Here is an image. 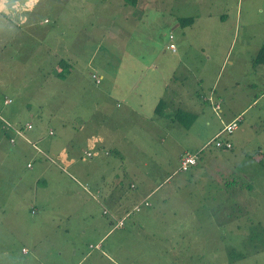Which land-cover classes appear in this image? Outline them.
Wrapping results in <instances>:
<instances>
[{"label": "rangeland", "instance_id": "rangeland-1", "mask_svg": "<svg viewBox=\"0 0 264 264\" xmlns=\"http://www.w3.org/2000/svg\"><path fill=\"white\" fill-rule=\"evenodd\" d=\"M183 17L192 20L181 24ZM171 43L180 55L174 72L159 63ZM263 43L264 0H12L0 12V116L16 127L32 121L29 134L60 143L69 161L10 131L14 142L0 137V264H75L82 256L80 264H108L80 228L113 226L114 203L93 197L95 187L117 193L110 182L126 193L161 184L149 205L121 201L125 225L101 241L115 264H264V64H252ZM60 60L69 67L54 69ZM134 81L137 89L166 88L164 96L179 87L196 97L199 121L210 122L192 127L197 145L184 141L178 121L149 111V94H130L139 115L116 106ZM211 88L221 111L208 100ZM242 109L238 128L222 135L232 143L223 171L210 142L221 119ZM87 133L69 148L70 137L75 145ZM123 136L130 144L111 150ZM195 150L203 151L197 165L180 171L179 154Z\"/></svg>", "mask_w": 264, "mask_h": 264}, {"label": "crops", "instance_id": "crops-1", "mask_svg": "<svg viewBox=\"0 0 264 264\" xmlns=\"http://www.w3.org/2000/svg\"><path fill=\"white\" fill-rule=\"evenodd\" d=\"M141 1H144V0H140V2ZM138 2H139V0H138ZM122 8H124V7H121V9ZM10 16L14 17L13 13ZM183 18H186V17H183ZM8 20H12V19L7 18V20L4 21V22H7ZM176 25H178V24H176ZM18 27H19V24H17V28ZM181 34H183V33H181ZM183 36H184V34H183ZM170 42L171 41H169L168 43H170ZM214 43H215V41H214ZM215 46L219 47V46H221V43H219V44H217ZM161 51L163 52L165 50L161 49ZM162 56H164V57H163V60H160V62H159L160 66L164 65V66L167 67V69H172V72H174L175 69L177 68L176 67L177 63L180 61L179 60L180 55H179V53H177V46L175 47V50L171 51L170 55H168L167 53L164 52V54ZM225 56H227V54ZM224 59H223V61H224ZM60 61H62V60H60ZM60 61H57L55 63L54 69L56 68V65H58V66L61 65L62 67H64V66L65 67H69V64H70L69 62H63V61L60 62ZM157 67H158V64L154 63V64H151L148 68L155 69ZM130 82H127V83L129 84ZM161 83L163 85H166V82H165L163 77L161 79ZM134 84H135V81L132 82V84L130 86H128V89L121 91L122 93H117L116 106H118L119 104L122 103L123 110L126 113L139 115L138 112H140L141 108H139L137 105H134V104L131 103L133 98L132 99L130 98V94L131 95H136V97L139 95L140 99H142L143 95L149 94L150 95L149 96V100L151 102V109H149V111H152V113H155V114H159L160 116H162V115L166 116L167 120L178 121L181 124V127H182V130H180V132L186 136L184 141L187 142V143H190L191 141L189 140V138H191V140L195 142V145H197V141L194 140V137H197V138H200V137L192 135V133H193L192 127L194 125H195V129L196 128L198 129V127H206V126H208L210 124V122L207 121L205 123H201L199 121L200 112L201 111H200L199 103L195 102L196 97L194 95H193V97H190L189 96L190 93L187 94V90H185L183 88H179V87L174 88V90H172V92H171V95H167L168 92L166 91V88L164 90H162V89L159 90L157 88L156 89L153 88L152 86H148V87L137 89L136 87H134ZM164 92L165 93L167 92V94L165 96L163 94ZM211 93H213V94L210 95ZM210 94L208 96V100L212 101V102L215 101L213 103L214 104V108H215L216 105L218 106V108H220V104H219L220 100L217 99V97H216V99H214V97H213L214 94H216V89L214 88V90H213V88H211ZM5 99H9V98H4V100ZM3 104H5L4 101H3ZM8 104H5V105H8ZM221 109L222 108H220V111H221ZM243 111L244 110L242 109L237 115H233L232 114V116H230V118L228 120H225L226 122H223V119H221V128L223 127V125L225 123H228L233 118L238 117V115H239V121H240V115H241V113ZM172 116H174V117H172ZM142 117H149V115L142 113L141 118ZM117 118H119V117H117ZM123 122H124L123 120H118V124L119 125L122 124ZM146 122H147V125H148V122H149V125L152 126V127L159 128V125L161 126L160 122L154 121V120L150 119V117L147 119ZM27 123H30L32 125L31 129H26L25 128ZM19 128H21L22 130L24 129L23 132L25 134L33 137L35 139L34 140L35 144L38 143V142L39 143L41 142V143H43V147L48 152L50 151L54 155H59L58 156L59 158H64L66 161H69V159H68V154L69 153H68V151L62 150V146L60 145V143H57V141H51V139H48L46 137V135H44L42 137H38L37 134L35 136H32L31 134H29L30 131L35 130L37 128V126L32 121H26L23 125L21 124V126H19ZM161 128H162V126H161ZM221 128H219V130H217L212 137H214L221 130ZM25 130H28V131H25ZM88 135L89 134L87 133V135H84L83 137L80 136L79 137L80 142L76 143L75 145L72 144L73 140L70 137V143L71 144L69 143V148H74V147L78 146L82 141H84L85 138H87ZM100 135H104V134H100ZM10 136L11 135L7 132L6 129H4L2 127V124H1L0 137L1 138H8V137L11 138L12 136L11 137ZM20 138L23 139L22 137H20ZM211 138H209V140ZM177 140L180 141L178 138H177ZM209 140H207V141H209ZM34 142H32V143H34ZM206 142H204V144ZM112 143H113V146H112L111 150L115 151V149L121 148L120 143H123L125 145H129L130 144V140L128 138H126L125 136H123V138L120 141L118 140L117 143H114V142H112ZM128 149H129V146H128ZM216 150H217V151H215L216 154L212 155L213 159L216 162H218L220 168L223 169V171H224L225 170V166L223 164L224 159L225 158H229L230 156L226 157L222 153H226L230 149L227 150V149H224V148H220V149H216ZM83 151H85V150H83ZM109 151L110 150H106L104 153L107 154V152H109ZM196 151L197 150H195V152ZM259 151H260V148H259ZM66 152H67V154H64ZM202 152L200 154H202ZM200 154H198V158H199ZM90 156H91V154H90ZM179 157H180V154L178 156V159H179ZM197 163H198V161H197ZM197 163L195 165H197ZM195 165H193V166H195ZM81 171L82 172H89V169L87 170V169H84V167H83V168H81ZM174 173H176V170H174L172 172V174H174ZM170 175H168V176L164 175L161 178L162 179V182H161L162 186L165 185V184H168V181L165 182V183H164V181H165V179L167 180ZM182 182L183 181H181V182L177 181L176 182V186L182 187L181 186ZM159 185H161V184H153V185L146 186L147 187L146 191L140 189L138 191H134L133 193H126L125 191H123V190H125V188H123V186H121V188H120L118 186V183L110 182L109 184L106 185V187L110 186V188H112L113 190H115V188L118 189V192L115 193V194L109 192L108 189H106V188H96V187L94 188L95 192L93 194V197L96 198V201L98 203L102 202V204L107 205L109 203V201H112L114 203V205H115V207L112 208V209L109 207V209L112 211V214H111V217H109L110 219L108 220V222L110 224H113V226L110 229L102 230L101 227L99 226V224H91V226L89 225L88 228H84V227L80 228V234L84 235L83 238H87V236L90 238L91 235H93V238L91 239V241L94 242V244H92V242H90L88 244V247H89V249L92 248V249H96L98 251L96 254H99L101 261H105L108 264H109V262H113L112 258L110 256H108L107 252H105L104 250L101 249V241L110 231H113L114 228H116V226H114V224L117 221H119L120 219H123V225L120 227V229H122L124 227V225H125V220L124 219H125V216L127 214L123 215V209L124 208L120 209L121 201L122 200H129V201H132L133 204L134 203H138V202L139 203L145 202V201H147L150 198V196L155 194L156 190L159 188L158 187ZM134 186H135V184L133 182H129L128 184H126V187H128V188H134ZM83 188L85 190H87L85 186ZM165 196H166V194L165 195L163 194L160 197V200H162V203H163V201H165V198H166ZM81 223L82 222L79 223L80 226H81ZM69 224L70 225L68 227H72L71 222H69ZM137 226L141 230L144 228V226L140 222L137 224ZM81 229H82V231H81ZM78 234H79L78 232H76L75 234L73 232L71 233V235L73 237H77ZM89 238H87V239H89ZM33 250H34L33 252L35 254L37 252L36 246H34ZM22 251L25 252V249L23 248ZM78 251L79 250L76 247H74L72 253L74 255H79ZM87 257H88V255H87ZM83 260H86V256H82L81 258L78 257V259L74 260L73 262H75V264H80ZM94 260H97V259H94Z\"/></svg>", "mask_w": 264, "mask_h": 264}, {"label": "built area", "instance_id": "built-area-1", "mask_svg": "<svg viewBox=\"0 0 264 264\" xmlns=\"http://www.w3.org/2000/svg\"><path fill=\"white\" fill-rule=\"evenodd\" d=\"M169 38L172 39V35L169 34ZM169 48L174 50L175 46L174 44H169ZM94 78L95 83H100L101 81V77L100 76H92ZM10 102V99H5L4 103L8 104ZM218 106L216 105L214 109L217 110ZM0 122L2 124V127L4 129H6L7 131L12 132L13 134H15V136L17 137H22L24 140H26L27 142H29L32 147L34 149H36L38 152L42 151L37 148L35 143L30 142L25 135L23 134V130L19 127H16L15 124L8 122L7 120H5L4 118H2L0 116ZM239 125V116L233 118L231 121H229L228 123H225L223 125V127L221 128V130L216 134V137L210 142V143H214L215 146L217 148H225V149H231L232 148V143L229 140H226L225 138H222V135H227V134H231L234 130H236L238 128ZM26 129H31L32 125L30 123H27L25 126ZM49 134H53V131L50 129L49 130ZM10 143L15 141V137L14 135H12L11 138H9ZM91 153L88 151L86 153V155H90ZM199 151L192 153V152H187L184 153L183 155L180 156V160H179V170L180 171H187L191 166L195 165L197 163V157H198ZM27 166H30L29 163H27ZM145 205H148V203L145 201L144 203ZM136 208H138V206H136ZM103 213H107L106 209H103ZM123 225V219H120L119 221H117L114 226L116 227H121Z\"/></svg>", "mask_w": 264, "mask_h": 264}, {"label": "trees", "instance_id": "trees-1", "mask_svg": "<svg viewBox=\"0 0 264 264\" xmlns=\"http://www.w3.org/2000/svg\"><path fill=\"white\" fill-rule=\"evenodd\" d=\"M123 2L126 5L135 6V5H137L138 0H123ZM191 20L192 19L190 17H186V18H181L180 22H181V24H185L187 22H190ZM60 62H62V61H60ZM252 64L254 66H256L258 64H264V43L260 46V48L258 49V51L255 54L254 58L252 59ZM58 76L60 78H64L65 77L64 73L58 74Z\"/></svg>", "mask_w": 264, "mask_h": 264}, {"label": "clouds", "instance_id": "clouds-1", "mask_svg": "<svg viewBox=\"0 0 264 264\" xmlns=\"http://www.w3.org/2000/svg\"><path fill=\"white\" fill-rule=\"evenodd\" d=\"M11 2L12 0H0V12L7 11V5ZM37 2L38 0H29V3H31L32 5H34ZM12 7H16V5L12 3Z\"/></svg>", "mask_w": 264, "mask_h": 264}]
</instances>
